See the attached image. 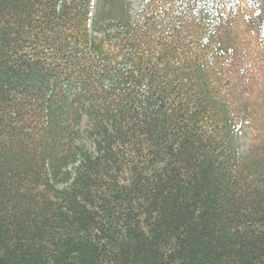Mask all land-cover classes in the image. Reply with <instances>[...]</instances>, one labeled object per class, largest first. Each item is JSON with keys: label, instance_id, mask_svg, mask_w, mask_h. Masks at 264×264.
Wrapping results in <instances>:
<instances>
[{"label": "trees", "instance_id": "obj_1", "mask_svg": "<svg viewBox=\"0 0 264 264\" xmlns=\"http://www.w3.org/2000/svg\"><path fill=\"white\" fill-rule=\"evenodd\" d=\"M0 264H264V0H0Z\"/></svg>", "mask_w": 264, "mask_h": 264}, {"label": "rangeland", "instance_id": "obj_2", "mask_svg": "<svg viewBox=\"0 0 264 264\" xmlns=\"http://www.w3.org/2000/svg\"><path fill=\"white\" fill-rule=\"evenodd\" d=\"M127 1H129L130 3V14L132 17H134L141 4V0H127ZM101 37L102 34L97 35V38H101ZM85 124H86V118L83 117L82 123L80 125V130L82 132L85 130ZM237 137L239 140L240 154L244 155L247 153L251 143V133L247 128H245V126H241L237 132Z\"/></svg>", "mask_w": 264, "mask_h": 264}]
</instances>
